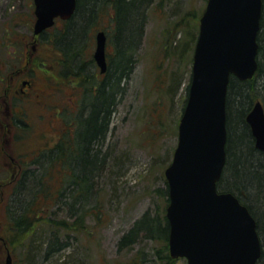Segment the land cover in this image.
<instances>
[{"label": "rangeland", "instance_id": "obj_1", "mask_svg": "<svg viewBox=\"0 0 264 264\" xmlns=\"http://www.w3.org/2000/svg\"><path fill=\"white\" fill-rule=\"evenodd\" d=\"M206 4L207 0H148L145 4L143 29L133 52L131 71L115 104L107 132L106 149L115 156L112 169L115 175L101 184L102 221L90 218L87 227L90 232L80 234L79 240L72 239V244L48 259L40 258L38 264H79V261L80 264H131L134 260L141 263L139 250H143L142 256L147 259L144 264H165V260L158 261L154 255L155 246L163 247L162 243L145 239L120 249L118 242L145 212L151 210L156 214V210H162L165 204L160 190L167 188L165 169L178 144L199 21ZM5 8L15 9L12 3L0 0V10ZM12 25L17 30L15 34L31 32L27 20L3 18L0 19V42L2 38L7 39V44L17 39V35L6 32ZM93 33L87 32V45ZM109 33L111 58L115 55V30ZM92 43L95 48L93 38ZM14 51L10 48L8 52L0 44V77H4L0 81V264H6L7 251L13 250L6 240H11L7 207L12 200L13 186L19 181L22 170L31 168L33 159L41 151L53 147L63 137L62 128L54 129L50 125L60 127L65 122L61 115L70 96L60 90L62 79L58 69L51 68L48 80L44 78L51 85L50 93H54L48 97L51 104L45 111L46 117L36 114L38 108L30 110L31 127L15 124L13 132L7 133L6 126L12 124V117L17 115L19 104H22L20 99L6 96L4 91L8 75L25 62L21 48ZM38 52L37 57L42 59L43 51ZM16 78L17 75L12 76L11 81ZM67 88L74 90L71 86ZM258 97L264 101V96L259 94ZM28 154L31 155L29 161L26 160V157L30 158ZM62 167L56 164L50 168L49 175L53 180L65 175ZM65 214H69L67 206ZM46 233L43 229L37 239L47 240ZM15 248L12 251L14 264H25L26 253L17 246ZM175 260L176 264H188L186 258Z\"/></svg>", "mask_w": 264, "mask_h": 264}, {"label": "trees", "instance_id": "obj_2", "mask_svg": "<svg viewBox=\"0 0 264 264\" xmlns=\"http://www.w3.org/2000/svg\"><path fill=\"white\" fill-rule=\"evenodd\" d=\"M114 1L115 55L110 58L109 72L100 84L98 95L84 101L85 109L76 123V130L68 127L53 147L44 149L33 159L31 168L22 170L19 181L13 186L12 200L7 207L11 240H6L13 250L17 246L23 254L26 253L25 264H38L40 258L48 259L68 247L72 239L79 240L80 234L90 232L87 228L90 218L102 221L101 184L115 175L112 170L115 156L106 149L107 132L115 104L131 71L133 52L143 29L144 6L148 0ZM103 2L80 1L68 31L58 34L57 43L62 49L68 45L77 49L76 56L84 54L88 46L85 42L87 28L96 22L100 8H107L108 0L105 4ZM258 42L259 67L256 75L244 81L232 77L230 81L227 162L218 187L221 191L236 194L255 217L263 248L257 264H264V152L256 147L246 120L254 100L260 98L259 94L264 96V0ZM5 43L2 41V45ZM15 124L12 117L10 126ZM54 161L63 166L65 173L57 180L49 175ZM166 185V190H160L165 199L162 210L157 209L156 214H152L151 210L145 212L121 236L118 244L120 249H126L145 239L162 243L163 247L155 246V257L158 261L165 260V264H176L169 254L170 225L166 207L170 200L167 181ZM66 206L69 214H65ZM43 229L47 231V240L37 239V234ZM139 251L143 254V250ZM142 254L141 263L134 260L131 264H144L147 259Z\"/></svg>", "mask_w": 264, "mask_h": 264}, {"label": "water", "instance_id": "obj_3", "mask_svg": "<svg viewBox=\"0 0 264 264\" xmlns=\"http://www.w3.org/2000/svg\"><path fill=\"white\" fill-rule=\"evenodd\" d=\"M76 0H36L35 32L70 17ZM263 0H208L200 18L192 79L179 125V140L165 174L170 203L169 248L188 264H256L262 254L257 221L232 192H219L227 160V100L231 76L253 78L259 62ZM95 58L108 67L106 32L97 33ZM247 121L264 151V104ZM8 253L6 264H12Z\"/></svg>", "mask_w": 264, "mask_h": 264}, {"label": "flooded vegetation", "instance_id": "obj_4", "mask_svg": "<svg viewBox=\"0 0 264 264\" xmlns=\"http://www.w3.org/2000/svg\"><path fill=\"white\" fill-rule=\"evenodd\" d=\"M6 1L7 3H12L15 9L13 11L7 10L6 8L0 10V19L11 18L12 21L20 19L27 20L29 22V27H31V32L24 35L15 34L17 30L14 29L13 25L11 26L12 29L7 28L6 30V32H10L12 36L17 35V39L14 38L9 44H6V47L14 49L15 51L13 53H16V50L21 48L20 53L23 54L25 59L24 64L16 66L15 69L12 70V74L8 75V80L4 87L6 96H12L15 99H20L22 101V104H19L20 109L14 117L16 123L19 126H22V128H30L32 125L30 120V110L32 111L36 108L39 110L36 114H39L42 118L46 117L45 111L51 104L48 100L54 93H50L51 85H48V82L45 81L44 78L48 80L50 69L53 68L56 70L58 69V73L62 79L60 90L63 91L64 95H66L65 92L70 93V96L69 100L63 105V112L61 115L65 122H63L60 127L53 124L50 126L54 129L62 128L63 133L68 131V127L75 131V126L79 118L77 121H74L73 118L79 117L85 109V100H89L98 95L100 84L105 80L109 72L111 65L108 50L110 40L109 32H114L115 30V1L108 0L107 8L105 9L104 7H101L100 11L97 12L98 16L96 22L91 24L86 31L94 32L93 36L95 34V37L92 35L90 36V39L88 40L90 44L87 46L84 54L81 55L79 53L78 56H76L77 49H74V47L66 45V47L62 49L61 44L57 43L58 34H60V32L62 34L68 31L70 21L76 10L69 18L57 17L55 23L51 27L36 33V0ZM80 1L81 0H76V9ZM103 4H105V0ZM21 6L26 8H21ZM100 31L106 32L107 35L108 67L104 72L95 59V48L92 47L93 43L91 44V39L93 38L95 43L96 34ZM2 41L6 42L7 39L2 38L1 42ZM57 49H59V53ZM39 50H42L44 53L42 59L37 57ZM39 64H41L42 67H40ZM14 75H17V78L16 80L11 81V77ZM3 79L4 77H0V81H3ZM67 86L73 87L74 90L69 91ZM68 113L74 115L72 116V114H70V117L67 116ZM13 128V126L9 125L7 133L13 132ZM250 129L252 132L251 126ZM253 137L256 145V138L254 135ZM28 155L30 158H28L27 161L31 160V155Z\"/></svg>", "mask_w": 264, "mask_h": 264}, {"label": "bare ground", "instance_id": "obj_5", "mask_svg": "<svg viewBox=\"0 0 264 264\" xmlns=\"http://www.w3.org/2000/svg\"><path fill=\"white\" fill-rule=\"evenodd\" d=\"M255 102V101H254ZM254 102H253V104H254ZM253 106V105H252ZM258 148V147H257ZM58 162L57 161H54V163H53V165H55V164H57Z\"/></svg>", "mask_w": 264, "mask_h": 264}]
</instances>
